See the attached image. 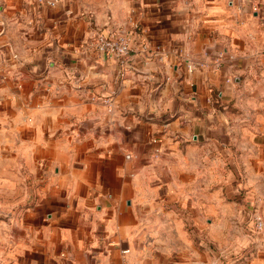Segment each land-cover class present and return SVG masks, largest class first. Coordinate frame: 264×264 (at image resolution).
Instances as JSON below:
<instances>
[{"label":"crops","instance_id":"0c3cea01","mask_svg":"<svg viewBox=\"0 0 264 264\" xmlns=\"http://www.w3.org/2000/svg\"><path fill=\"white\" fill-rule=\"evenodd\" d=\"M263 192L264 0H0V264H238Z\"/></svg>","mask_w":264,"mask_h":264},{"label":"built area","instance_id":"2783aa9c","mask_svg":"<svg viewBox=\"0 0 264 264\" xmlns=\"http://www.w3.org/2000/svg\"><path fill=\"white\" fill-rule=\"evenodd\" d=\"M61 1L62 0H38L39 3L46 6H56ZM129 41L130 39L128 34L123 33L110 25H107L103 28H96L94 30L93 36L85 44L84 48L97 52L100 55L114 58L118 64V75L119 77H123L126 74L128 68L131 66L132 50ZM222 58L223 54L221 52L215 56L214 64L216 67L219 66V61ZM186 67L189 71H191L193 65L192 63H187ZM232 80V76L225 78V81L228 83H231ZM102 101L107 105L108 111H111V97L104 96ZM253 222V227L255 229H262L263 221L260 216H255L253 218ZM123 251L126 252L127 249ZM61 255H63V253Z\"/></svg>","mask_w":264,"mask_h":264},{"label":"rangeland","instance_id":"374dc122","mask_svg":"<svg viewBox=\"0 0 264 264\" xmlns=\"http://www.w3.org/2000/svg\"><path fill=\"white\" fill-rule=\"evenodd\" d=\"M255 216L261 217L262 229L253 227ZM235 229L237 231V252L231 256L218 255L215 258L228 262L229 258L232 257L238 264H247V262L252 261L257 262V264H264V192L262 197L255 198V203L239 208Z\"/></svg>","mask_w":264,"mask_h":264}]
</instances>
